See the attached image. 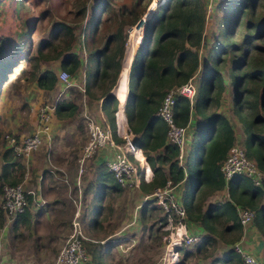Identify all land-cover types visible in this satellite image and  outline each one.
Listing matches in <instances>:
<instances>
[{"label":"trees","instance_id":"obj_1","mask_svg":"<svg viewBox=\"0 0 264 264\" xmlns=\"http://www.w3.org/2000/svg\"><path fill=\"white\" fill-rule=\"evenodd\" d=\"M248 2L251 4L248 5ZM257 2L258 0H220L219 10L226 12L230 18L229 32L236 34L235 27L240 23V17L244 13L255 14ZM156 5L158 6L157 0L152 3L150 9L155 11ZM158 8V11L153 12L148 20L145 38L142 40L143 45L141 44V49L143 48L141 61L138 52L131 69L132 72L131 70L129 72V68L132 66L131 62L136 50L129 55L128 44L124 70L121 72L116 91L124 100L127 95V79L130 78L125 112L128 126L134 134L133 143L137 148L142 149L154 175L150 191L154 193L157 188L163 191L169 181L174 186L184 182L185 191L195 184L203 187V192L198 200H192L186 191L181 203L186 210L185 221L188 227L190 222L198 223L207 233L201 243L196 246L197 252H201L207 258L215 253V251L211 253L209 248L216 247L217 232L220 238H224L228 231L241 233L242 224L237 211L238 207L254 211V223L264 234V206L261 205L264 198V180L262 186H256L250 178L236 176L227 184L221 173V166L227 158L228 151L236 142L235 126L221 111L226 87L224 76L220 73L217 64L220 63L218 61L220 53H226L227 50L226 45L223 44L218 47L220 53L215 56L216 61L209 62L204 77L197 84L198 92L194 104H191L186 97H175L173 108L175 122L178 125L187 126L190 121L194 120L196 128L193 147L195 148L198 142L201 144L198 149L200 154L197 155L191 151L185 168L180 165L177 159L180 153L179 148L169 143L168 125L157 116V112L169 91L187 83L201 66L197 48L202 45L204 38L206 8L203 0H164ZM148 13L144 15L138 25L133 27L138 28L139 32L141 31L140 41L143 38ZM136 21L137 19L130 24L134 25ZM247 26L250 34L243 39L244 46L251 43L255 34L261 36L264 34V19H260L259 22H249ZM54 27L55 32L52 39L59 38L61 32L71 39L75 37L73 29L65 23H57ZM123 29L120 28L109 36L102 48L92 49L91 47L88 49L89 59L93 58L95 68L92 73L91 71L89 73L86 88L88 91L90 82L98 85L101 81L111 79L101 98L103 99V112L113 128L115 127V113L118 111L119 99L117 101L113 95H110V92L121 70V56H125L123 53L126 42ZM72 44V42L65 41L56 55H45V49L57 50L58 48L53 40L46 39L40 42L36 57L29 58L28 61L33 66L32 80L41 90L51 91L58 83V76L54 71L48 69L41 71L43 60L62 59L61 69L71 73L72 79H74L73 76L80 68L82 61L78 53L72 51ZM232 47L242 50V57L235 60L230 73L234 87L233 102L236 108L234 113L239 122L242 121L246 137L243 145L246 155L256 162L259 170L264 174V62L256 64L254 60L250 59L249 51L243 49L242 45L232 44ZM22 56L23 54L8 57L5 50L0 49V94L3 83L21 65L20 61L25 59ZM111 70L113 73L110 72ZM252 84L255 86L250 87ZM77 111L78 106L74 102L61 100L56 104L55 116L58 119L71 118L76 115ZM118 117L121 123L124 122L121 111L118 113ZM205 127L211 129H208L209 132L206 135H204V131H207L204 129ZM202 137H204V143L200 141ZM1 139H3V133L0 130ZM8 150L11 152L10 149ZM11 160H4V166L0 171V197L2 194L1 182L8 181L12 173L13 163ZM107 175L112 176L111 174ZM114 181L116 182L115 179ZM12 182L11 184H17L16 181L12 180ZM144 185L142 183L141 187H146ZM116 187L121 189L117 182ZM225 188H227L229 200L223 204L210 205L204 210V201L208 195ZM87 190H93V186H88ZM149 205L150 203L147 202L142 209L141 217L144 219L148 218L149 214V219H151L154 215L153 209L159 211V208L162 207L156 205L147 212ZM173 213L176 221H179V216L175 212ZM30 217V210L26 209L17 217L15 228H18V224L21 222L28 223ZM166 220L167 218L163 217L160 222ZM3 225L4 218L0 208V231ZM219 225L223 226L221 232L217 230ZM239 238L240 236L232 242L235 243ZM85 244L88 251L92 252L90 247L93 245L88 242ZM189 247L183 246L180 251L184 255H188ZM213 264H245V262L233 248L222 259L214 258Z\"/></svg>","mask_w":264,"mask_h":264},{"label":"rangeland","instance_id":"obj_2","mask_svg":"<svg viewBox=\"0 0 264 264\" xmlns=\"http://www.w3.org/2000/svg\"><path fill=\"white\" fill-rule=\"evenodd\" d=\"M154 1L155 0H0V49L3 48L8 57H10V55L17 56L23 54L22 57L25 58L20 61L21 65L13 71L12 76L3 83L0 94V130L3 133V139L0 140V171L4 166V160L13 159L15 161V163L12 164L13 169L11 176L8 181L4 180L1 182V189L4 184L13 183V180L16 181V183L23 184L27 191L34 192L35 194L29 197L27 209L30 210L31 216L34 215L36 217L35 222H37L36 224L34 223L33 227L26 226L24 222H21L20 228H15L14 223H7L3 215L4 225L0 231V239L2 240L0 241V254L2 252V254L7 255L8 259L15 260L14 264H39L43 262L42 259H44L45 256H48L50 259L61 250L60 245L57 244H66L69 236L74 230V222L82 221L84 224L87 218L89 222L93 221L92 214L86 217L87 214H89L88 202L90 198H88V196L85 197L82 192H80L78 196H76L74 191L70 195H64V197H61V194L56 195L54 198L57 202H52L53 204L48 205V207L46 205V200L49 199L43 197L41 187L39 189L37 188L35 179L36 174L34 171H32L31 174L28 168L23 166L21 161L16 160L14 155L8 150L6 136L14 134L19 135L16 134L12 128L29 127L28 118L31 111L29 110V104H27L26 99H29L30 92H32L30 88L34 82V80H32L33 66H31V62L28 61L29 58L33 59L36 57L39 44L43 40H53V43L58 46L57 50L45 49V55H56L58 50H61L63 47L65 41L73 43L72 51L78 53L82 61L80 68L74 74L73 78L78 79L82 83L80 82V84L77 82L78 86H74V88H72V86L69 87V99L78 106L74 121H79V126L81 125L80 127H84V139L86 138L87 142L90 137L86 128L89 127V119H93L94 122L103 125L102 116H98V110L95 106L91 105L97 103L98 100L103 101L101 95L106 87L109 86L111 80L106 79L98 83V85L93 84L94 82H90V88L87 91L86 84L88 83L89 73L90 71L92 73L95 68L94 61H92L91 67L87 64V61H89L88 49L91 47L92 49L102 48L109 36L113 35L118 29L124 28L123 35L125 36L126 44L123 54L128 50L129 44V55L137 49L133 65L138 52L139 60L141 61L143 51V48L141 49V44L143 42L137 48L140 42L141 31L139 32L138 28L133 27L139 24ZM203 1L206 8V27L202 45L197 48L201 66L192 78L199 84L201 78L204 77V72L209 66V62L216 61L215 56L220 53V50H218L220 44L226 45V53H220L218 58L220 63L217 64L220 73L224 76L226 87V91L223 94L224 98L221 111L235 126V144L243 146L246 137L244 135L242 121L239 122V119L234 113V110L236 112L233 102L234 87L232 86L233 82L230 78L233 64L235 60L242 57V50L232 47V44L242 45L243 49H247L251 55L250 59L254 60L256 64L264 62V34L262 36L255 34L251 43L245 46L243 44V39L250 34L247 24L254 21L259 22L260 19H264V0H258L254 15L244 13L240 17V23L235 27L237 29L236 34L228 31L230 18H228L226 12L219 10L218 4L220 0ZM163 2L164 0H157L158 6L156 5L154 12L158 11L159 4ZM250 4L251 2H248V5ZM136 19V24L131 25L130 23ZM97 20L98 23H101L98 24ZM57 23L69 25L73 29L75 37L71 39L68 36H64L61 32V35L59 34L60 36L57 35L59 38L52 39L53 33L55 32L54 26ZM123 23L126 24L124 25ZM147 25L148 21L145 25L143 40L145 38ZM251 37L252 34L250 35V38ZM123 57L124 55L121 56V67ZM61 61L62 59L51 61L43 60L42 65L50 69L64 71L61 69ZM110 72L113 73L112 70ZM70 75L72 76L71 73ZM116 82L114 87L116 86ZM254 86L253 84L250 85V87ZM45 104H55V100L51 99L49 103ZM22 110H24L23 113ZM29 120H31V117ZM192 122H194V124ZM192 124L196 125V122L192 120L191 125ZM114 128H116V124ZM119 139V143L124 144V140L122 138ZM198 143L196 145H198ZM39 151L44 153L42 149H39ZM36 152H34V154ZM67 158L69 159V157ZM45 159L47 160V155H45ZM64 163H66V161L60 159L57 165L61 166ZM67 169H69L68 172L72 175H75V173L79 175L78 167L76 169L75 163H68ZM36 171H39V168ZM88 175H90L89 166L88 169L84 171L82 178L85 179ZM143 183L145 184L146 182ZM82 184H84V190L87 182L82 180ZM65 186L69 188V185ZM172 187H174V185H172ZM60 189L61 188H59L58 191ZM121 189L129 190V188L124 189L122 187ZM128 194L129 192H121L120 194L111 195L110 202L106 205L103 212L102 221L104 220V222H106L114 217L116 222H127L129 220V212L126 207L129 205L130 201L133 209L132 217L137 214L139 218H141L142 210L140 209H142V205H146L147 202L150 203L152 207L159 205L158 199L155 197V191L154 193L146 195V197L140 195V193H134L131 197H129ZM220 196L221 195L217 196L213 201L215 203H222L225 197ZM172 199L174 201L173 205H181V198H179L178 193H176ZM141 202H143L142 205H140ZM41 203L46 204L42 206ZM168 206L170 207L171 205L168 204ZM79 211L81 214L80 217L77 216ZM174 215L173 213L170 218L162 207L159 208V211L154 212L153 217L149 219V223L153 224L151 226L152 228L146 233V237L150 235L151 239L147 240L144 236H141L140 233L137 234V238L135 239L136 243L131 246L132 254L129 256L130 258L127 259L126 263L120 262L119 264H167V261L170 263V254H172V252L169 250L168 245L172 242L173 229L169 227L168 223L171 222V219V223H174V225L179 222L176 221L177 219H175ZM163 217H166L167 220L165 222H160V219ZM176 217L178 216L176 215ZM68 222H70V225H68L69 228H62L67 225ZM82 222L80 223L82 224ZM58 224L60 226L59 229L57 228ZM186 228L189 232L187 225ZM217 230L221 232L223 226L219 225ZM56 231H61V234L57 235L55 233ZM65 233L68 234L66 235ZM54 234L55 236H53ZM52 236L53 238H51ZM188 236L194 237L196 235H192L189 232ZM216 236L218 237V241L216 247L211 246L209 248L211 253L219 249V241H221V238L218 232ZM53 241L54 243H52ZM37 253L41 254L38 259ZM31 254L32 257H30ZM12 262L13 261H5L4 264H12ZM48 262L52 263V260Z\"/></svg>","mask_w":264,"mask_h":264},{"label":"crops","instance_id":"obj_3","mask_svg":"<svg viewBox=\"0 0 264 264\" xmlns=\"http://www.w3.org/2000/svg\"><path fill=\"white\" fill-rule=\"evenodd\" d=\"M142 40V39H141ZM142 41L139 42L137 48L140 46ZM137 50V49H136ZM136 52V51H135ZM135 55V54H134ZM127 57V51L125 52V56L123 59V67L121 72L124 70V62ZM93 59V58H92ZM92 59L90 58L89 61H87V64L89 67L92 66ZM88 60V59H87ZM133 60L134 56L131 62V65L133 66ZM132 66L129 68V72L132 69ZM52 70L57 75L61 70L59 69H50L47 66L42 65L41 71L44 70ZM129 77V75H128ZM127 79V95L124 100L120 98V95L117 93V85L120 82L116 84L115 87V94L118 96L120 108H118V113L121 111L123 114L124 122L119 121L118 114H116L117 122L116 125L119 127V132L121 134H124L125 130L127 129V118L125 113V108L127 104V96L129 91V83ZM77 82H81L78 79H72L71 80V86L74 88V86H78ZM82 83V82H81ZM80 83V84H81ZM64 87L60 86L59 82L56 84L55 88L51 91L41 90L36 82H33L31 85L30 90V96L29 99H26L27 104H29V110L31 113H29V118L31 117V120H29V127H14L12 128L13 131L16 132V134L19 135H28L36 131L37 125H38V118L37 114L41 107L44 106H50L53 107L56 105L58 101L61 100H67L71 102V99H69V93L70 90L63 89ZM55 100V104H45L49 103L50 101ZM102 100H98L97 103L91 105L95 106V108L98 110L97 115L102 116V114H105L102 109ZM90 104V103H89ZM77 105V104H76ZM24 110H22V113ZM53 117V118H52ZM106 122H108L106 118ZM105 122V123H106ZM109 123V122H108ZM194 124V122H192ZM122 124V126H121ZM192 124V130L190 135V140L188 142L187 146V155L186 158L189 159V155L191 151H194L197 155L200 154L199 148L201 146L200 142L196 147H193L194 142V132H195V125ZM81 126V125H80ZM79 126V121H74V117L71 118H64V119H58L55 116V109L51 110V127L49 129V132L44 136L45 141L43 145L41 146L44 153H41V151H37L35 154L33 153L30 158L28 159H22L21 164L23 166H26L29 170V172L32 174V171L36 174V186L39 189L42 188L43 197L48 198L47 206L50 204H53L52 202H57L54 198L56 195H60L61 197H64V195L67 196L71 193H76V196L80 192L89 199V206H88V215L92 214V222L88 221V218L86 222H82L83 230L85 231L86 235L93 240L88 241L90 245H93L91 247L92 252H89L90 254V260L86 264H119L120 262L127 261L129 256L132 254L131 246H133L136 243L137 234H141V236H144L145 239L150 240L151 236L146 237V233L151 230L152 223H149V217L148 218H139L136 214L134 217H132V204L131 201L129 202V205L126 207L127 211L129 212V220L124 223L116 222L114 217L113 219H109L108 221L104 222L103 219V212L106 208V205L110 202L111 195H115L117 193H125L129 192L128 196L131 197L132 194L140 193V195L146 197V195H149L152 193L150 191V187L153 184V175L150 169L147 167L145 160L143 159V156L141 155V152L139 149L135 148V153L137 157L141 160V165L143 167V173L144 178L147 183H145L144 186L146 187H138L135 189H129V190H123L116 187V182L112 178V176H108L107 174H110L107 170V162L113 157L114 152L111 148H103L101 149L94 157L84 162V168L85 170L88 169V166L90 167V175L88 177L82 178L81 176L76 174L72 175L68 172L69 169L68 163H75L76 169L78 167V170L80 168V160L83 158V150L85 145L87 144L86 138L84 139V127ZM207 131H204V135H206L211 130L208 127L204 128ZM116 135V141H120ZM134 138V136H133ZM202 143H204V137L201 138ZM45 155H47V160L45 159ZM69 157V159L67 158ZM63 159L66 161L63 165H57L59 163L60 159ZM12 163H15V161L12 159ZM188 162V160H187ZM5 163V162H4ZM39 168V171H36ZM13 169V167H12ZM84 170V171H85ZM65 175V176H64ZM82 180H85L87 182L86 188L83 190L84 184H82ZM38 183V184H37ZM71 184V185H70ZM65 185H69L65 186ZM93 186V190H87L88 186ZM61 188L59 191L58 189ZM146 188V189H145ZM86 191V192H85ZM188 194L190 195V198L192 200H198L200 195L203 192V187L196 186V184L191 187L190 189L186 190ZM185 184L184 182L177 185L176 193H178L179 198H183L185 195ZM224 196L225 200L222 203H215L213 199H215L217 196ZM220 196V197H221ZM144 199V198H142ZM229 200V194L227 191V188L223 190H218L213 192L212 194H209L206 200L204 201V210L210 206V205H216V204H223L226 201ZM50 202V203H49ZM264 206V198L261 202ZM41 203V205H45ZM143 202H141L140 205H142ZM151 205V204H150ZM148 206L147 212H149L153 207ZM145 205H142L141 208L143 209ZM49 207V206H48ZM140 209V210H142ZM153 213L158 211L157 209H153ZM142 212V211H141ZM17 221V219H16ZM16 221L12 222L14 223V226L16 224ZM36 217L34 215L31 216L29 219V222L26 223V226L33 227L34 223L36 224ZM255 221V220H254ZM254 221L246 226L242 225V231L240 232H231L228 231L225 234L224 238H221L219 241V249L213 253V255L208 256L207 258L201 254V252H197L196 246L201 243L203 240V237L207 235V233L202 229L201 225L198 223H189V232L192 235H200L202 237V240L196 244H193L192 246L187 249L189 251L188 255H184V253L180 251L181 247L187 245H182L177 250L176 248L169 250L172 252L170 254V264H213V260L215 259H222L226 256L228 251L230 249L235 250V247L237 245H240L243 247L245 251L252 254L253 256L261 259L264 261V234L263 232L255 225ZM156 222V221H154ZM172 222V221H171ZM169 222L168 225L173 229V223ZM89 223V224H88ZM91 224V225H90ZM21 224H18V227L20 228ZM68 225H70V222L67 223V225L63 226L62 228L66 229L69 228ZM188 226V225H187ZM59 224L57 225V228L59 229ZM5 228V227H4ZM187 229V228H186ZM107 231V232H106ZM188 230L187 233L189 234ZM57 235L61 234V231L55 232ZM66 235L68 233H65ZM103 234V235H101ZM41 236V235H40ZM55 236V234L53 235ZM53 236L51 238H53ZM240 238L234 243L232 242L235 238ZM20 240V239H18ZM34 240V239H33ZM55 240V238H54ZM0 241H2L0 239ZM66 241V240H65ZM20 242V241H18ZM54 243V241L52 242ZM17 244V242H16ZM57 245H60L63 247V243H59ZM174 252V253H173ZM177 252V253H176ZM37 259L41 254L37 253ZM32 257V254L31 256ZM44 257V256H43ZM57 254L52 256L50 259L48 256H45L44 259H42V263L39 264H45L52 260V263L48 262L47 264H55ZM124 260V261H123ZM5 261H13L12 264L15 263V260L8 259L7 255L0 254V264H4ZM167 264L168 261H167Z\"/></svg>","mask_w":264,"mask_h":264},{"label":"built area","instance_id":"obj_4","mask_svg":"<svg viewBox=\"0 0 264 264\" xmlns=\"http://www.w3.org/2000/svg\"><path fill=\"white\" fill-rule=\"evenodd\" d=\"M72 76L66 70L58 74V82L63 89L71 87ZM197 82L191 78L187 83L169 91L165 96L162 106L157 112V116L162 118L168 125V141L179 148L178 160L182 167L185 168L187 162V146L190 140L192 125L189 123L187 126L178 125L174 120V106L177 96H183L193 103L196 97ZM57 104V103H56ZM56 107L44 106L38 112V125L35 132L28 135H7L8 149L14 155L16 160L28 159L30 156L38 151L45 141V135L49 132L51 127V110ZM120 108V106L118 107ZM118 111L116 112V114ZM126 113V112H125ZM115 114V115H116ZM107 116L102 114L103 125L98 124L89 119V127H86L89 133V141L84 147L83 158L80 160V168L78 170L81 176L84 173V162L94 157L101 149L111 148L114 152L113 157L107 162V170L122 188H138L143 182H146L143 173L141 160L135 153L137 148L133 143L134 134L127 125L124 134L119 132V127L113 128L106 122ZM127 118V117H126ZM108 120V119H107ZM106 122V123H105ZM117 117H115V124ZM127 122V121H126ZM128 124V123H127ZM115 135L124 140V144H120L115 139ZM140 150L147 167L152 172L142 149ZM221 173L228 184L236 176H244L250 178L254 185L262 186L264 174L259 170L255 161L249 159L246 155V150L239 144H234L228 151L227 158L221 166ZM153 175V172H152ZM154 176V175H153ZM147 183V182H146ZM177 185L172 187L169 181L163 191L159 188L155 189V197L158 199L159 205L167 212L170 218L175 212L180 220L176 226L183 230V236L179 241V245L175 246L176 250L182 245L192 246L202 240L200 235L189 237L186 229V210L182 205H173V197L176 194ZM34 192L27 191L23 184H4L2 187V197L0 200V208L7 221L11 223L17 217L24 213L29 204V197L34 195ZM168 203L171 205L168 206ZM176 204V203H175ZM238 215L240 222L243 226L251 224L255 220L254 211L248 208L238 207ZM80 211L77 216L80 217ZM77 217V218H78ZM172 221V219H171ZM81 221L74 222V230L72 231L69 239L64 247L61 248L57 254L55 264H86L90 260V254L86 247V242L93 241L86 236L82 228ZM171 242L168 248L171 247ZM235 250L241 255L246 264H264V261L247 253L243 247L237 245ZM174 253V252H173ZM177 253V252H176ZM170 264V263H169Z\"/></svg>","mask_w":264,"mask_h":264},{"label":"bare ground","instance_id":"obj_5","mask_svg":"<svg viewBox=\"0 0 264 264\" xmlns=\"http://www.w3.org/2000/svg\"><path fill=\"white\" fill-rule=\"evenodd\" d=\"M183 233H184L183 230H181V228L179 226L174 225L173 233H172V242L170 245L171 247H169L171 250L174 249L175 246L177 248V246L179 245V241H180L181 237L183 236ZM170 260H171V258H170Z\"/></svg>","mask_w":264,"mask_h":264},{"label":"water","instance_id":"obj_6","mask_svg":"<svg viewBox=\"0 0 264 264\" xmlns=\"http://www.w3.org/2000/svg\"><path fill=\"white\" fill-rule=\"evenodd\" d=\"M160 5V4H159ZM148 15H147V21L151 18V16H152V14H153V12H154V10H152V9H150L149 8V10H148ZM140 22H141V20H140ZM139 22V23H140ZM122 67H123V65H122ZM122 67H121V70H122ZM120 75H121V71H120V73H119V76H118V78H117V82H116V84L119 82V79H120ZM131 76V75H130ZM129 83H130V78H129ZM116 87V86H115ZM115 87L113 88V90L110 92V95H113L116 99H117V101H118V96L115 94V92H114V90H115ZM129 94H130V92H129ZM129 96V95H128ZM120 106V103H119V101H118V107Z\"/></svg>","mask_w":264,"mask_h":264},{"label":"flooded vegetation","instance_id":"obj_7","mask_svg":"<svg viewBox=\"0 0 264 264\" xmlns=\"http://www.w3.org/2000/svg\"><path fill=\"white\" fill-rule=\"evenodd\" d=\"M197 92H198V86H197V90H196V97H195L193 103H191V104H194V102H195V100H196V98H197ZM189 123H191V121H190Z\"/></svg>","mask_w":264,"mask_h":264},{"label":"clouds","instance_id":"obj_8","mask_svg":"<svg viewBox=\"0 0 264 264\" xmlns=\"http://www.w3.org/2000/svg\"><path fill=\"white\" fill-rule=\"evenodd\" d=\"M143 40V39H142ZM187 160H188V158H187ZM187 163V162H186Z\"/></svg>","mask_w":264,"mask_h":264}]
</instances>
